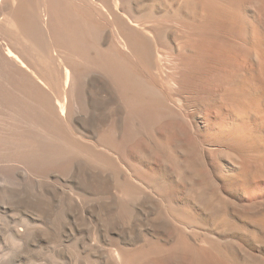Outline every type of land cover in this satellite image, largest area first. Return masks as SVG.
<instances>
[{
	"label": "bare ground",
	"instance_id": "bare-ground-1",
	"mask_svg": "<svg viewBox=\"0 0 264 264\" xmlns=\"http://www.w3.org/2000/svg\"><path fill=\"white\" fill-rule=\"evenodd\" d=\"M263 32L264 0H0L4 232L42 260L70 242L85 264H157L165 252L172 264H264L230 235L239 216L264 247V197L222 208L198 183L194 147L170 138L192 103L173 93L172 72L193 69L208 80L200 99L228 115L208 152L262 172L264 151L239 134L264 104ZM154 154L159 172L137 159ZM180 185L187 205L175 201Z\"/></svg>",
	"mask_w": 264,
	"mask_h": 264
},
{
	"label": "rangeland",
	"instance_id": "rangeland-1",
	"mask_svg": "<svg viewBox=\"0 0 264 264\" xmlns=\"http://www.w3.org/2000/svg\"><path fill=\"white\" fill-rule=\"evenodd\" d=\"M262 34H264V32ZM261 38H262L261 44H264L263 43L264 35H262ZM249 61L250 60L247 61V58H246V61H245V59L243 61V65L245 66V68L247 66V68H246L247 71H249L248 68L251 67V65L248 66V64H250ZM207 63L208 62H206V64ZM171 71H173V70H171ZM248 73H251V72L249 71ZM180 78L183 81L180 80ZM172 79L174 82L178 83L180 86V87L178 86L177 88H175L176 90H174L173 93L174 94L178 93L183 98L185 96L187 98L191 97L190 102H192V103H190L189 107L186 110H184L185 115L187 116V121L186 122L185 121H179L178 122L179 131L171 132L170 138H174V140L179 141L181 144H184L185 146L192 145L194 147L195 159L197 160V161H195V163L196 162L197 163L195 164L196 167L194 166V168H195L194 171H195V173L199 172L198 173V175H199L198 183L201 185L203 184V186L207 189V192L210 193L212 197H214L213 199H217L216 203L219 202L220 205L222 206V208L234 207V208L242 209L244 206H247V200H257V199L262 200L264 197V180L262 179V178H264V174H262V172H264L263 171L264 167H263L262 172L260 171L261 173L259 172L258 174H248V176H247V173H245V171L242 172L241 169H237L234 166L236 168L235 169L231 165V158L229 156H226V155L223 156L222 155L223 157H221L220 155H218L216 153L212 154V153L208 152L206 146H204V144H203V142L206 141V138L211 139L212 137L215 136V134L217 135V133H219L218 129H221L220 132L223 130V128L226 125L225 121H227V118H228L227 113H225L224 111H222V112H224V113H222L219 110V108L216 106V104H214L211 101L201 100L200 96H198L197 93L200 92V90L203 91L204 87H207L208 80L206 78L197 76V74L193 72V69L191 71H189L187 69L184 70L182 68L175 69L172 72ZM192 79H194V80H192ZM180 82H181V84H180ZM188 83H189V85H188ZM195 86H196V88H195ZM192 90H195V92H196V94H193V96H192V93H195V92H193ZM251 92H252L251 93L252 96L254 95L253 97H255L257 99L261 98V95H260L261 91L256 90L254 93V91L252 90ZM182 103H184V102H182ZM263 107H264V104L261 103V105L258 106V108H256L257 112L255 109L252 111L254 113H252L250 111V113L246 116L247 118L245 117L242 120L245 124H247V129L250 128L251 130L246 129V131L239 134V138L241 137L242 134L243 135L241 138H243L244 135L249 136L246 138H248L251 142L248 141L247 139H245V137H244V140H246L245 145L247 146V149L250 148V149H252L251 151L254 150L253 152H263L264 151V141H263V139H264V119H263L264 108ZM258 109H260V110H258ZM261 114H263L262 118H261V116H262ZM221 118H222V120H221ZM245 120L247 123L245 122ZM219 124L221 127L219 126ZM163 126H164V122H161V123L158 122L157 130L164 132ZM237 126H238V123L234 126L233 129L234 130L237 129L236 128ZM215 131H217V132H215ZM249 131H250V134H249ZM245 132H248L249 135H247V133L245 134ZM236 133H237V131H236ZM235 137H238V136H235ZM258 140H260V142ZM261 140H262V142H261ZM247 142H248V144H247ZM250 145H252L254 147H252ZM152 156H153L152 158H149L145 161H144V159H140V158H137V159L141 163L142 167L145 166V167L151 169L152 171L155 170L156 172H159L160 171L159 159L156 158L155 154ZM262 157L264 158V152L262 153ZM233 164L237 165L236 163H233ZM240 164H241V161H240ZM237 172H238V174H237ZM243 173L245 174L246 177H248L247 179H245L246 177L244 176ZM176 190H175V201L179 204L186 203V205H187L188 201L186 199V186L180 185L176 188ZM220 196H223L222 198L223 199L225 198V200L220 202V200H219ZM182 200H184V201H182ZM190 202L191 201L189 200V206H190L189 208H191V211L197 212L199 210L198 209L199 207L196 204H194L192 202L190 203ZM201 217H202L201 218L202 221L206 222L205 223V224H207L206 226L209 225L207 227L208 229H214L215 228L212 224L211 219L208 216L202 215ZM245 222L246 221H244L243 218H241L239 216L235 218L234 223L236 224V226H238L237 227L238 232L230 233V235L232 234L231 238L234 239V241L237 240L236 244L240 245V247L247 254H249L251 257H254L256 259L257 258L262 259L264 257V247H262L261 244H258L257 242H255L252 239L250 233L248 232V229L246 230L247 226H246ZM247 224H248V222H247ZM240 229H242V230H240ZM160 240H161V242H164L165 238L160 237ZM7 242L9 244H7ZM14 243H15V245H14ZM64 246H65V248L61 249V250L64 249L63 254H62L63 256L61 255L59 257H55V258L51 259L52 261L46 260V259H43V260L38 259V258L33 257V252L31 251L32 248H29L30 250H26L25 246L22 243L20 244V241L17 242V240L14 239L13 235H11V234L9 235V233L4 232L2 226L0 225V264H34V263L35 264H38V263L39 264H53V263L54 264H70V262L76 260V258H77V264L78 263L79 264H85L84 262H86V261H85V259L83 260V257L85 258V256H86L85 254L81 253L80 255L76 254L74 256L71 253V250L69 249L70 247H68V246H70V242H67ZM14 247H16V249ZM167 248H168V245L165 246V250ZM11 249H13L14 251L13 250L11 251ZM77 255L80 256L79 257L80 259L77 257ZM164 255L166 258L163 260H160L159 263H157V264H162V262H163V264H172L171 262H172L173 256L171 254L166 253V252L164 253ZM69 257H71V258H69ZM88 258L90 259V261H92V258H93V261L95 259L99 260L97 257H94L92 255ZM177 258H179L180 261H184V259H185L184 255L183 256L178 255ZM78 260H80V262ZM145 264H151V263H145ZM198 264H224V263H223V261L220 262V261H204L203 260L202 263H198Z\"/></svg>",
	"mask_w": 264,
	"mask_h": 264
}]
</instances>
